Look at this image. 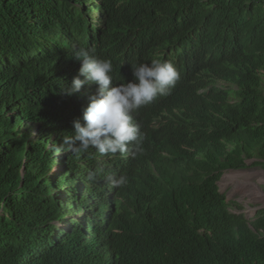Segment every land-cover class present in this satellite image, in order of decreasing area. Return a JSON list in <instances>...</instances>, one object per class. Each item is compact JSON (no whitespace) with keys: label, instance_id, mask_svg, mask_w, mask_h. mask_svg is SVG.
Returning <instances> with one entry per match:
<instances>
[{"label":"trees","instance_id":"1","mask_svg":"<svg viewBox=\"0 0 264 264\" xmlns=\"http://www.w3.org/2000/svg\"><path fill=\"white\" fill-rule=\"evenodd\" d=\"M122 11L126 32L107 36ZM58 28L61 42L79 32L108 47L152 39L144 58L116 60L129 70L187 36L202 49L200 81L165 104L177 131L157 161L138 154L137 168L117 174L94 149L55 151L79 114L62 92L72 52L56 55ZM251 160L264 168V0H0V264H264V209L234 213L241 206L215 184ZM153 163L166 184L136 177ZM121 175L113 221L109 177Z\"/></svg>","mask_w":264,"mask_h":264},{"label":"clouds","instance_id":"2","mask_svg":"<svg viewBox=\"0 0 264 264\" xmlns=\"http://www.w3.org/2000/svg\"><path fill=\"white\" fill-rule=\"evenodd\" d=\"M82 9L87 11L85 15L96 25L104 21L103 14H100L96 7L88 5ZM122 14L121 19L110 23V33L107 36L126 32V17L123 11ZM63 33V28L56 30L52 47L57 51V56L61 51L72 52V70L62 77V92L79 114L71 120L74 129L72 135L64 136L63 144L58 145L55 151L78 158L89 149H94L99 154L98 159L107 162L110 171L117 174L124 169L137 168L139 165L135 156L138 154L144 157L139 158L140 160L157 161L160 157L156 156L177 131L176 126L171 132L168 130V126L173 125L174 121L164 112L165 104L167 101L176 104L171 101L176 96V89L194 86L200 81L202 70L199 62L202 49H196L191 37L187 36L179 42L177 39L176 44L168 50L170 52L167 51L168 54L151 53V60H139L129 70L125 63L119 65L116 60L126 58V54L138 53L144 58L150 53L149 43L152 39L141 37L139 40L127 42L120 48L114 44H109L111 47L102 46V39L88 45L92 38L86 32L85 37L79 32L73 36L71 42L67 39L61 42ZM67 45L73 49L66 48ZM203 93V89H200L193 91L192 96L197 97ZM188 108L184 110L182 117ZM149 138L153 140L145 143ZM116 158L122 160L120 165H114ZM250 162L252 163V160ZM142 165L143 171L136 177L150 173L155 182L166 184L165 179L156 170L155 163ZM236 169L240 171L246 168L224 171ZM58 170L59 167L56 171ZM224 171L215 183L222 195L219 182ZM87 179L92 181L94 173L89 172ZM109 182L114 189L109 196L106 212L110 213L113 221H117L120 211L118 203H115L116 192L127 184L128 179L121 175L118 178L109 177ZM226 202L231 201L226 199ZM235 202L241 209L235 212L236 209L233 208L232 211L243 214L242 205L238 201ZM98 208V202L90 200L89 209L97 213Z\"/></svg>","mask_w":264,"mask_h":264},{"label":"rangeland","instance_id":"3","mask_svg":"<svg viewBox=\"0 0 264 264\" xmlns=\"http://www.w3.org/2000/svg\"><path fill=\"white\" fill-rule=\"evenodd\" d=\"M33 133L36 138L37 131L34 130ZM250 163L247 162L248 167L244 170L224 171L219 182L221 192L227 201H238L242 205V213L248 219H252L259 209H264V168L251 166Z\"/></svg>","mask_w":264,"mask_h":264},{"label":"bare ground","instance_id":"4","mask_svg":"<svg viewBox=\"0 0 264 264\" xmlns=\"http://www.w3.org/2000/svg\"><path fill=\"white\" fill-rule=\"evenodd\" d=\"M231 177V176H230ZM226 178V177H225ZM227 178H228V176H227ZM230 179V178H229Z\"/></svg>","mask_w":264,"mask_h":264}]
</instances>
